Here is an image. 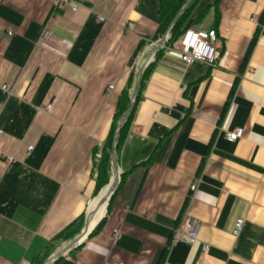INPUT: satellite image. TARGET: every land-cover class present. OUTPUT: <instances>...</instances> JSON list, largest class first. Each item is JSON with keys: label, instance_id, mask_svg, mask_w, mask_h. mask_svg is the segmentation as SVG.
<instances>
[{"label": "crops", "instance_id": "0c3cea01", "mask_svg": "<svg viewBox=\"0 0 264 264\" xmlns=\"http://www.w3.org/2000/svg\"><path fill=\"white\" fill-rule=\"evenodd\" d=\"M186 1L82 0L72 13L0 0V152L13 158L0 160V264H264V0H191L174 30ZM187 27L216 32L214 67L180 61ZM140 73L100 214L114 149L104 182L97 168ZM188 220L196 243L172 244Z\"/></svg>", "mask_w": 264, "mask_h": 264}, {"label": "built area", "instance_id": "2783aa9c", "mask_svg": "<svg viewBox=\"0 0 264 264\" xmlns=\"http://www.w3.org/2000/svg\"><path fill=\"white\" fill-rule=\"evenodd\" d=\"M82 6V0H55L54 7L59 11H70L72 13L77 12V10ZM256 18H252L251 21H255ZM99 22H104L103 18H98ZM43 39L51 38L52 33L50 31H44L41 36ZM178 54L180 61L185 65H190L195 62L202 63L208 67H214L220 56V45L218 36L215 31L200 30L189 27L186 29L180 39ZM112 87L109 88V90ZM2 91L10 93V88L7 86H2ZM50 107H46L45 111H48ZM1 134V133H0ZM242 130L236 129L231 132H227L225 139L229 143H234L242 138ZM32 148H28L31 151ZM0 160L4 163L9 164L12 162L13 158L9 157L2 152H0ZM196 186L191 188V191H195ZM91 200L85 202V207L88 209L91 205ZM243 220L238 219L234 222L233 228L231 230V235L233 238L239 236L243 228ZM198 225L194 221H186L185 223L179 225L173 230L172 233V244H177L183 242L185 244L194 245L196 243V233ZM114 238H117L118 231L113 232ZM204 251L208 249L207 246H203Z\"/></svg>", "mask_w": 264, "mask_h": 264}, {"label": "water", "instance_id": "95a60500", "mask_svg": "<svg viewBox=\"0 0 264 264\" xmlns=\"http://www.w3.org/2000/svg\"><path fill=\"white\" fill-rule=\"evenodd\" d=\"M191 0H187L184 4V6H182V8L180 9L179 13L175 16L174 20H173V23L178 19V17L180 16V14L183 13V11L185 10V8L188 6V4L190 3ZM163 40H160L159 42L156 43V46H155V49L157 46H160L162 44ZM154 49V50H155ZM149 61V60H147ZM142 73V71H141ZM141 73L139 75V80H138V83H137V88L135 90V93H134V96L132 98V100L130 101V104H129V107H128V110L126 112V114L124 115V118L123 120L120 122V124L118 125V128L123 125L129 118L130 116V113L133 109V106L135 104V100L138 96V93H139V89H140V84H141ZM111 166H112V178L110 180V183L107 187V190L104 194L103 197H105L107 199L106 201V205H105V209L108 208V203L110 201V199L113 197V195L115 194V192L117 191V187H118V184H119V180H120V177H121V173L120 171L118 170L117 168V153L114 151V154H113V158L111 160ZM92 216V213H89L87 215V224H88V220L89 218ZM88 226V225H87ZM87 226L85 227V229L83 230L82 234H80L79 237L75 238L74 240H72L63 250H61L60 252H58L57 254H55L53 256V258L50 260L52 263L54 262H57L59 259H61L63 257V255L67 254L68 252L76 249L82 242V238L85 234H87V236L90 234V231L87 230Z\"/></svg>", "mask_w": 264, "mask_h": 264}, {"label": "trees", "instance_id": "16d2710c", "mask_svg": "<svg viewBox=\"0 0 264 264\" xmlns=\"http://www.w3.org/2000/svg\"><path fill=\"white\" fill-rule=\"evenodd\" d=\"M170 15L173 18L176 15V11L172 10ZM262 17H264V12H263V14H262V16L260 18V21L262 20ZM182 18L183 17H181V20L179 19L177 22H175L174 30L177 29L180 26V23L182 22ZM188 28L189 27H187L186 29H188ZM128 105H129V100L126 99V97L122 96L119 99V102L117 104V117L119 119H121L123 117V115L125 114V112L127 111ZM128 125H129V122L125 123L120 128V130H119V132L117 134V137H116V139L114 141L112 139V136L114 134V129H113L112 134L110 135V137L108 139V142L106 144L108 150H107V152L105 154H103L102 159L100 160V163H99L98 168H97V179L99 181H103L104 182L106 180V178L108 177V175H109V167H110V165H109V157H110L111 151L113 149H114V151H116V150L118 151V149L120 147V144H121V142H122V140L124 138V135H125V132L127 130Z\"/></svg>", "mask_w": 264, "mask_h": 264}, {"label": "bare ground", "instance_id": "6f19581e", "mask_svg": "<svg viewBox=\"0 0 264 264\" xmlns=\"http://www.w3.org/2000/svg\"><path fill=\"white\" fill-rule=\"evenodd\" d=\"M141 66V65H140ZM103 194V193H102ZM104 195V194H103ZM106 201H107V199L105 198V197H102L101 198V202H100V204L101 205H99L100 206V208H99V213L101 214V212L103 211V209H104V207H105V205H106ZM97 204H99V203H97ZM96 218H97V216H96ZM95 221V216H94V218H93V220L91 221L92 223Z\"/></svg>", "mask_w": 264, "mask_h": 264}]
</instances>
